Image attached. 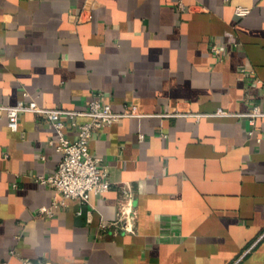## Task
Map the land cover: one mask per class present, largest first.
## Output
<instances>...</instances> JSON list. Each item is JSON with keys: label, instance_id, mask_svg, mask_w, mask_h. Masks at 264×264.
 Returning a JSON list of instances; mask_svg holds the SVG:
<instances>
[{"label": "crops", "instance_id": "0c3cea01", "mask_svg": "<svg viewBox=\"0 0 264 264\" xmlns=\"http://www.w3.org/2000/svg\"><path fill=\"white\" fill-rule=\"evenodd\" d=\"M259 79L264 0H0V104L84 109L101 93L117 111L143 113L92 137L113 183L91 194L95 208L68 198L54 215L39 209L61 192L38 177L62 159L57 129L30 112L13 129L0 115V259L264 264V117L249 135L238 114L264 109ZM65 134L79 129L68 123ZM125 183L136 232L104 230Z\"/></svg>", "mask_w": 264, "mask_h": 264}, {"label": "built area", "instance_id": "2783aa9c", "mask_svg": "<svg viewBox=\"0 0 264 264\" xmlns=\"http://www.w3.org/2000/svg\"><path fill=\"white\" fill-rule=\"evenodd\" d=\"M250 11L249 6L239 5L236 7V12L239 15H247ZM213 49L218 54L222 52V48L217 44L213 46ZM251 73L255 74V70H251ZM258 81L264 85L263 80L259 79ZM25 112L33 113L54 125L58 131V138L51 142H57V149L62 153V159L56 172L38 177L42 183L58 189L61 196L55 198L52 205L43 206L39 211L43 214L54 215L56 208L64 204L68 198H78L83 204L95 208L91 201V194H103L112 188L113 183L108 178L107 171L101 167L102 157L91 152L90 141L101 128L126 117L143 116L138 105L131 104L124 110L117 111L111 104L103 101L101 93L95 94L84 109L44 107L35 100L26 99L14 104H0V115L8 116L9 125L13 129H18L20 114ZM213 114L228 115L231 113L219 109ZM238 114L247 118L251 126L248 129V134L253 135L257 119L264 117V109L257 104L250 110ZM78 117H87L88 120L79 122ZM68 123L79 129L78 137L75 140L69 139L65 134ZM134 192L129 183L122 186L119 216L112 223L103 218L100 224L102 229L106 230L110 226L116 225L123 231L136 232L138 210L134 202ZM25 262L30 264L28 259ZM0 264H11V262L7 259H0ZM40 264H53V262L44 260Z\"/></svg>", "mask_w": 264, "mask_h": 264}]
</instances>
